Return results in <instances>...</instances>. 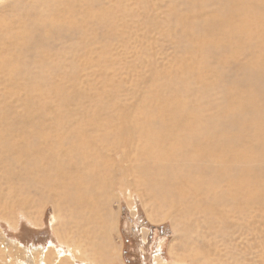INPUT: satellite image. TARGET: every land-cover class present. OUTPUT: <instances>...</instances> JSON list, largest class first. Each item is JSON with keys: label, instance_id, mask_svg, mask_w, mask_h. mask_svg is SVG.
<instances>
[{"label": "bare ground", "instance_id": "1", "mask_svg": "<svg viewBox=\"0 0 264 264\" xmlns=\"http://www.w3.org/2000/svg\"><path fill=\"white\" fill-rule=\"evenodd\" d=\"M58 1L64 3L55 7L51 5L48 8L52 10L51 14L49 17L41 16L43 18L34 16L35 10L42 9L41 2H37L38 5L28 4L16 20L10 19L17 25L9 23L5 34L11 39L19 37L21 42L16 45L24 43L30 47L39 38L32 32L45 30L44 33L48 35L49 31L61 30L66 26L76 30L84 24L81 21L84 17L91 15L94 18L100 12L98 19H102L103 15L106 18L105 13H109V9L97 0L95 3L93 0ZM116 1L117 4L119 0ZM181 2L188 4L185 6L186 12H183L186 15L179 14L185 21L195 20V16L208 4L216 6L202 24V37L200 32L187 36L196 47H193L194 51L200 50L201 57H197L198 54L195 55L192 50L188 57L193 59L195 56L198 60L182 61L176 71L156 74V79L163 82L160 85L152 84L137 112L118 107L117 102L110 98L111 105H104L98 100L92 110L85 109L79 103L85 95H81L76 87L66 93L68 88L55 84L45 94L47 98L52 97L57 112L49 113L41 103L33 105L25 102L29 113L14 115V110L11 111L9 106L0 114V165L4 168L0 176V195L4 194L1 193L2 188L7 186L8 189V196H0V210L4 212L0 211V217L11 220L12 210L16 209L26 213L28 221L34 223L35 219L29 217V204L36 200L48 201L53 205L56 217L63 216L61 225L57 223L54 226L56 235L63 241V238L74 240L73 236L77 234L92 237L90 225L94 227L105 220L98 209L111 200V191L121 187L137 191L152 208L164 207L165 212L171 209L173 217L180 215L190 219V216H194L197 221L201 218V223L209 229L214 227L212 219L217 225L224 223L223 229L231 221L228 213L233 214L234 218V213L239 214L247 207L245 201L249 205L264 206V36H260L259 32V29L264 32V17L260 13L263 11L258 9L264 8V0ZM234 16L242 21L234 24ZM221 30V34H215ZM186 32L185 29V35ZM3 37L0 32V40H5ZM234 49H247L240 52L246 54L249 62L237 70L235 68L234 75L229 73L224 87L218 85L221 104L214 115L205 117L204 107L209 104L213 106V103L207 100L197 104L195 101L208 87L205 84L200 86L197 82L203 78L201 75L205 71L209 73L212 70L211 63L205 58H215L216 50H221L223 55ZM9 54L12 55V52L3 54L2 61L10 62V57L6 58ZM23 57L22 54L17 55L12 61L26 64ZM42 59L39 56L36 60L39 62ZM226 62L221 60L215 64L217 83L224 77L218 67ZM0 67H3L2 73H6V76L15 72L22 74L16 68ZM191 85L195 88L192 89ZM111 94L108 93L109 96ZM80 96L83 97L79 99ZM8 111L12 114H6ZM124 161L127 165L122 164ZM239 176L242 177L240 185L234 184ZM222 178L229 182L228 186L236 185L239 188L237 196L216 187ZM189 189L195 191L193 201L187 200ZM258 210L264 213L263 208ZM53 218L54 215L50 216L51 224ZM233 225L234 222L229 229ZM222 229L217 234L222 233ZM103 248L98 246L94 251L103 253ZM210 255L218 264H225L223 256L211 252L202 255L205 264ZM256 256L255 260L258 258L259 263L255 264H264V253ZM42 264H45L43 260Z\"/></svg>", "mask_w": 264, "mask_h": 264}, {"label": "rangeland", "instance_id": "2", "mask_svg": "<svg viewBox=\"0 0 264 264\" xmlns=\"http://www.w3.org/2000/svg\"><path fill=\"white\" fill-rule=\"evenodd\" d=\"M31 1L0 0V32L5 39L0 40V66L16 68L17 72L24 73L22 75L8 71L10 76H6V73H2L3 67H0V114L9 106L11 111L14 110V115L29 113L30 109L25 107L26 103H33V105L41 103L49 113L57 112L56 107L54 108L55 104L52 103L54 102L52 97L47 98L45 94L50 86L55 84H62L68 88L66 93H69L72 87H76L81 95H85L79 97V99L83 97L79 103L85 109L92 110L93 104H96L98 100L104 105H111L110 99H112L117 102L118 107L137 112L152 84L160 85L163 82V80H157L156 74L174 72L182 61L198 60L195 56L193 59L188 57L192 50L195 52L196 47L187 36L189 33L200 32L202 37V24L208 14L216 8L214 4H208L195 16V20L185 21L180 15H186L183 12H186L185 6L188 4L182 3L181 0H119L117 4L116 0H97L99 4L109 9V13H105L106 18L103 15L102 19H98L101 14L99 12L96 17L93 16L96 19L91 15L84 17L81 20L84 24L76 30L74 27L66 26L61 30L53 28L54 30L49 31L48 35L44 33L45 30L40 33L32 32L39 38L35 37L36 41L30 47H26L28 44L24 45V43L16 45L21 42V39L19 37L11 39L5 34L9 23L17 25V22L10 20L11 18L16 20V17L21 14L20 11H24V7L28 4L38 5L39 2L42 3V9H40L42 11L35 10L34 16L49 17L52 10L48 8L51 5L55 7L64 3L58 0ZM94 1L93 3L97 2ZM258 9L263 11L260 13L264 17V8L258 7ZM241 21L238 16H234V24ZM262 24L264 25V19ZM221 32L222 30L215 34H221ZM259 32L260 36H264L262 30L259 29ZM83 44H86L85 47ZM19 45L21 47H16ZM216 51L218 54L215 52V58H205L211 63L212 70L209 73L205 71V74L201 75L203 78L197 82L200 86L208 85L204 92L195 98L197 104H203L207 100L213 103V106L209 104L204 107L205 117L214 115L221 104L222 97L217 89L219 86L224 87L226 76L229 73L234 75L235 68L237 70L239 66L249 62L246 54L240 52H246L247 49H234L223 55L221 50ZM10 52L12 55L9 54L6 58L10 57L11 61H2L4 58L1 56L4 57ZM20 54L25 56L23 58L25 62L27 61L26 64L12 61ZM195 55L201 57L200 50L195 52ZM221 55L222 59L214 61ZM39 56L43 59L38 62L36 59ZM221 60H227V62L224 66L220 64L218 67L224 77L217 83L215 82L217 78L215 64L220 63ZM35 61L38 63L36 64ZM212 84L216 85L210 87L209 85ZM191 88L195 87L191 85ZM110 92L112 94L109 96ZM49 103L52 104L48 106ZM191 103L192 101L189 104ZM70 106L73 107V105ZM58 110L62 111L60 108ZM11 111L5 113L10 112L9 115H11ZM122 164L127 165L126 161ZM0 168L1 176L4 168L1 165ZM241 179L240 176L236 177L234 184L240 185ZM228 183L225 178H222L216 187L237 196L240 192L239 188L236 185L230 187ZM7 191V186L2 188L1 193L4 194L0 196H5ZM109 194L111 200L103 208L98 209L105 220L94 227L90 225L92 237L88 238L77 234L76 237L73 236L74 240L63 238L62 241L56 235L54 226L57 223L61 225L63 216L56 217L53 205L45 200H36L35 203L29 204V217L32 216V220L35 219L34 223L28 221L25 217L26 213L16 209L12 210L11 220L0 217V264H42V260L45 264H205L202 255L209 252L223 256L225 264H253V262L255 264L259 260L257 258L256 261L255 256H258V253H264V219L262 218L264 213L258 210L264 209V206L258 207L253 203L249 205L245 201L247 207L241 208L244 210H241L239 214L234 213V218L233 214L228 213L231 217L229 220L234 222L231 229H229L231 221L222 229L224 223L217 225L214 219H212L214 227L211 226L209 229L201 223V218L197 221V217L194 216H190V219L180 215L173 217L171 209L165 212L164 207L152 208L147 200L129 187H121ZM194 194L195 191L189 189L186 195L187 200L193 201ZM52 215L55 216L53 224L50 223ZM219 229H222L223 234H217ZM98 246H104L103 253L94 251ZM208 263L218 264L211 255Z\"/></svg>", "mask_w": 264, "mask_h": 264}]
</instances>
